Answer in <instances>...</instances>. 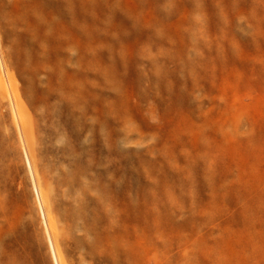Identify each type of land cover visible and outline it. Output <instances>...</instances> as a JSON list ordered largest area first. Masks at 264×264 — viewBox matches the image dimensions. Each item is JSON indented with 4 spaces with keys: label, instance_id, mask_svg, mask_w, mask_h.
<instances>
[{
    "label": "rangeland",
    "instance_id": "rangeland-1",
    "mask_svg": "<svg viewBox=\"0 0 264 264\" xmlns=\"http://www.w3.org/2000/svg\"><path fill=\"white\" fill-rule=\"evenodd\" d=\"M0 264H264V0H0Z\"/></svg>",
    "mask_w": 264,
    "mask_h": 264
},
{
    "label": "bare ground",
    "instance_id": "bare-ground-1",
    "mask_svg": "<svg viewBox=\"0 0 264 264\" xmlns=\"http://www.w3.org/2000/svg\"><path fill=\"white\" fill-rule=\"evenodd\" d=\"M85 2H86V4H91L92 5V3H93V1H95V0H84ZM97 1V0H96ZM90 6V5H89ZM72 93V90H70L69 91V95ZM115 245V244H114ZM118 247L115 245V246H113V245H110L109 246V250H110V253L112 254V256L115 258V257H117V256H119V252H117L118 251V249H117Z\"/></svg>",
    "mask_w": 264,
    "mask_h": 264
}]
</instances>
